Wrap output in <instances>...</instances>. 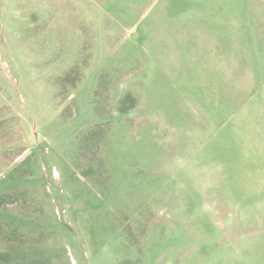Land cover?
Here are the masks:
<instances>
[{
    "label": "rangeland",
    "instance_id": "1",
    "mask_svg": "<svg viewBox=\"0 0 264 264\" xmlns=\"http://www.w3.org/2000/svg\"><path fill=\"white\" fill-rule=\"evenodd\" d=\"M0 264H264V0H0Z\"/></svg>",
    "mask_w": 264,
    "mask_h": 264
}]
</instances>
